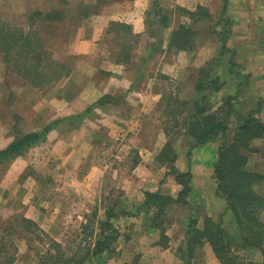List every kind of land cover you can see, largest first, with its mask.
<instances>
[{"label":"crops","instance_id":"0c3cea01","mask_svg":"<svg viewBox=\"0 0 264 264\" xmlns=\"http://www.w3.org/2000/svg\"><path fill=\"white\" fill-rule=\"evenodd\" d=\"M67 3L75 5L78 21L67 52L78 60L68 76L51 85L54 96L44 89L39 107L30 103L28 110L24 104L9 112L24 116L20 132L0 122V149L19 134L49 126L42 141L0 162V221L5 206L16 202L19 217L38 229H63L66 198L80 195L87 185H94V204L115 195L116 217L139 209L141 214L147 192L178 196L181 184L175 170L190 173L186 199L194 211L201 208L202 220L216 218L226 230L232 221L235 229L232 210L216 194L214 164L221 140L191 149L186 135L170 141L166 128L171 133L183 129L166 125L178 114H167L165 105L196 99L199 70L216 63L221 88L211 99L233 93L235 101L249 104L247 111L257 108L264 100V0H35L27 12L60 13ZM186 26L196 32L192 41L185 48L172 46V34ZM219 99L214 101L219 104ZM169 142L176 157L162 162L159 153ZM260 160L264 164L260 157L249 167L264 175ZM256 190L264 196V177ZM134 218L130 234L124 233L127 217L122 229L110 220L118 239H141L149 233L156 242L157 232H148ZM94 222L79 224L94 230L89 242L96 237Z\"/></svg>","mask_w":264,"mask_h":264},{"label":"rangeland","instance_id":"374dc122","mask_svg":"<svg viewBox=\"0 0 264 264\" xmlns=\"http://www.w3.org/2000/svg\"><path fill=\"white\" fill-rule=\"evenodd\" d=\"M34 3L35 0H0V122L2 124L7 123L9 126L13 125L11 127L13 133L21 131L24 116L19 115V112L14 115L9 113L10 111L14 108L16 109V107L20 110L24 104L27 105L28 110V104L30 105V103L33 108L39 107V97L44 89L49 95L54 96V90H52L51 85L60 79V77H57L60 70L57 67H53L52 64L48 66V63H51L52 60H58L72 70L76 60H78L76 56L67 52L75 37L74 32H72L73 28L78 23L74 18L75 5H68L67 3V5L61 6L62 11L60 13L51 14L48 12L51 14L49 17L45 16L48 13H44L45 15L43 16L35 15L30 19L27 16L32 12L27 11L30 10V6L34 5ZM18 47L19 50L17 49ZM20 47H22V50H20ZM30 48L35 49L33 51L34 56L32 59L28 57L27 60H30L31 65L39 64L40 67L35 72L31 70V74L24 78L19 69L23 67L26 60V52ZM43 49L50 55L48 53L45 54ZM46 77L53 79V81L45 87H41L40 84ZM227 95H233V93L222 94L220 97H226ZM25 97H27V101H25ZM220 97H213L212 109L216 110L221 107L222 102L219 104L215 102ZM51 101L46 99L45 104L48 103L52 107L53 103ZM219 101L221 100L219 99ZM233 105L243 114L249 112L247 111L249 104L246 102L233 100ZM224 109H227L226 105L222 110ZM220 114V116L226 117L225 110L224 112L220 111ZM10 117L11 120L8 121ZM234 119L233 117L232 120ZM256 142L258 143L256 144ZM256 142L253 144L256 151L247 152L249 155L248 166L257 165L258 159L260 157L264 158V138ZM258 166L264 168L261 160ZM84 187V191L83 188L80 189V195L66 198V210L63 211V218H61L62 221H65L64 228H58L55 232H45L38 228L35 229L21 224L19 206L16 205V202L13 205L5 206L4 211L1 212L2 218L0 221V264H43L45 254H53L58 250L65 252L68 256H72L77 251L78 257H82L87 253L88 247L94 243L92 240L89 242L90 239H93L94 230L92 227H79L80 222L82 223L85 219L87 225H90L92 221H95L94 225L96 223L94 241L102 238L103 235L114 237V241L111 244L113 251L110 255L103 253L100 258L96 256L91 259L87 258L85 264H98L103 261L107 264H125L127 262H133L134 264H214L213 259L217 260L218 264H223L215 247L209 242L206 247L207 241L198 245L193 242L191 254L183 253V249L187 248L186 220L188 214L196 215V227L201 228L203 226L201 208L194 212L191 210L192 206L188 203L189 208H191L188 212V205L180 204L175 210L168 212V217L164 222L165 233L167 232L166 237L160 236V231L154 228L155 231L151 230L157 232L158 238H156V242L153 240L154 236L147 233V237L141 239L139 237H129L132 242L125 243L129 239L122 241V236L118 239L119 231L116 228H114L116 229L115 231H112L100 223L105 221L106 212L104 209H108L114 203L115 195L107 196L101 204H94V185H91V188H88V185ZM132 203L135 204L134 202ZM115 207H119V205ZM129 208L132 207L129 206ZM102 209L103 211H101ZM145 209V206H143L141 211L143 214H140L139 209L137 213L122 215L121 219L115 216L111 220L122 229L120 226L124 221L122 219L127 217L125 221H128V223L125 224L124 233L130 234L132 230L128 229V226L136 224V221H132L130 218L137 217L138 221H141V226L145 225L144 227L149 232L151 230L148 229L149 225H147ZM138 214L140 216H136ZM259 215L260 221L264 224V210ZM128 217L130 218L128 219ZM171 219L175 221L173 224L170 223ZM215 221H217L216 218ZM199 224L202 226H199ZM231 225L232 221L226 227L233 234L237 229H233ZM101 227H104L103 231ZM92 230L93 232L90 233ZM140 230L143 231L142 228ZM54 237H58L61 242H57L58 240ZM54 242L59 244V246L54 245ZM235 247V255L240 259L253 263L261 261L262 254L258 248L240 244H236ZM232 249L234 250V244Z\"/></svg>","mask_w":264,"mask_h":264},{"label":"trees","instance_id":"16d2710c","mask_svg":"<svg viewBox=\"0 0 264 264\" xmlns=\"http://www.w3.org/2000/svg\"><path fill=\"white\" fill-rule=\"evenodd\" d=\"M50 13H59V11H52ZM50 13L45 15L40 11H36L29 13L27 17L30 19L35 15L49 17ZM195 33L192 26L180 27L172 34L170 44L177 48H185L192 41ZM38 41L40 40L38 39ZM121 47L123 49L122 45ZM17 49L19 50V47ZM20 50H22V47H20ZM34 50L33 48L27 50L26 62L24 61L23 67L19 69L24 78H27L31 74V70L35 72L40 67L39 64L31 65L30 60H27L28 57L30 59L33 58ZM43 51L45 54L48 53L44 49ZM48 54L50 55V53ZM122 55L125 57L127 51L123 50ZM49 64L60 70L57 75L58 78L60 77L58 81L66 77L70 72V69L58 60H52L51 63H48V66ZM216 68L217 64L215 63L199 70L200 76L195 86L198 94L196 99H193L191 102L185 100L177 101L171 108L170 103L165 105L167 114L170 113L171 116L176 113L178 114V116L172 117L171 122L173 124L168 121L166 125L171 128L178 126V128L183 129L171 133L172 129L166 128V133L170 135V141L176 135H186L190 149L215 138L221 140L217 150V160L214 164L217 184L216 194L224 198L226 206L232 210L237 230L231 234L230 231L221 225L220 221H215L210 217H205L203 226L198 228L195 221L196 215L190 213L187 225V248L183 249V253L191 254L193 242L198 245L207 241L215 247L223 264H264V224L259 219V214L264 209V196L256 190V186L261 182L264 175L250 169L248 166L249 155L247 153L256 151L253 145L254 141L264 137V100L259 102L255 110L243 114V112L241 113L233 105L236 94L227 95L221 98L222 105L220 108L216 110L212 109L211 104L213 100L211 96L221 88V83L216 75ZM51 81L53 79L46 77L40 85L41 87H45ZM34 84L36 85V83ZM225 105L227 109H224L226 111V117L224 118L220 116V111L224 112L222 109ZM233 117L235 118L234 120H232ZM48 129L49 126H46L38 132L19 134L6 148L0 149V162L19 155L27 147L42 141ZM158 157L162 162L170 159L174 160L176 154H174V147L171 145V142L165 145ZM173 172L176 181L181 184L178 196L172 197L160 194L159 192H147L144 199L145 211L147 213L146 221L147 225H149L148 229H158L162 237H166L164 222L171 208L188 203L186 196L190 191L188 184L190 173L175 170ZM116 204L117 202L114 201L108 207L105 221L100 222L101 225L112 231L116 229H114L110 220L119 214L114 211ZM20 223L37 229L36 225L28 219L20 218ZM103 228L101 227L102 231ZM107 236L103 235L102 238L95 240L93 245L88 247L87 253L82 257H78L77 251L72 256H68L65 252L58 250L53 254H45L43 264H85L87 258L91 259L95 256L100 258L103 253L110 255L113 251L111 244L114 241V237ZM233 244L234 250L232 249ZM236 244L258 248L262 254L261 261L253 263L240 259L234 252ZM54 245L59 246L55 242ZM98 264L107 263L103 261ZM125 264L134 263L127 262Z\"/></svg>","mask_w":264,"mask_h":264}]
</instances>
